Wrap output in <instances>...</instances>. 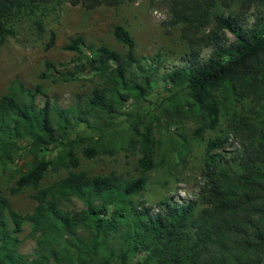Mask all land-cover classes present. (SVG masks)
Wrapping results in <instances>:
<instances>
[{"label": "trees", "instance_id": "16d2710c", "mask_svg": "<svg viewBox=\"0 0 264 264\" xmlns=\"http://www.w3.org/2000/svg\"><path fill=\"white\" fill-rule=\"evenodd\" d=\"M120 1L0 0V43L13 34L11 22L20 15L31 16L42 31L41 13L48 5L68 2L92 9ZM162 1L166 26L181 24L188 47L185 61L166 71L162 81L170 84L173 99L183 96L192 101L202 125L210 129L219 123L216 89L252 102L256 110L251 122L241 116L228 121L230 133L239 136L238 145L226 156L221 149L225 137L208 139L195 198L166 197L156 203L155 211L133 203V196L144 187L143 173L154 166L150 123L140 131L133 129L140 152L139 176L121 179L114 173L88 177L81 171L68 172L59 182L36 189L35 205L25 214L13 210L0 194V264H264V10L251 25L244 19L250 5L264 7V0H239L238 12L227 15H212L211 9L217 3L229 7L234 0ZM112 36L124 46L123 53L104 44H86L81 35L69 37L61 47L80 54L84 60L76 66L100 79L87 98V111H101L110 125L118 115L116 104L143 98L155 83L142 66L137 72L132 68L137 58L128 30L115 24ZM54 39L51 30L44 48L53 46ZM203 48H209L204 58ZM66 66L67 62L44 60L39 77L74 78ZM36 94L45 95L39 84L29 88L15 78L0 95V163L11 161L12 154L23 149L31 155L28 168L9 189L12 194L27 186L36 188L49 164H78L75 138H67L73 127L72 110L47 97L38 105ZM74 120L86 122L84 112H76ZM58 146L55 159L46 154ZM97 151L90 146L81 154L92 157ZM72 197L84 207L65 208ZM24 222L35 242L32 257L17 250L15 234Z\"/></svg>", "mask_w": 264, "mask_h": 264}, {"label": "rangeland", "instance_id": "374dc122", "mask_svg": "<svg viewBox=\"0 0 264 264\" xmlns=\"http://www.w3.org/2000/svg\"><path fill=\"white\" fill-rule=\"evenodd\" d=\"M238 4L239 0H234L229 7L217 3L212 7L211 14L238 12ZM260 10H264V7L257 4L246 9V25L253 24ZM41 15L42 31L36 29L31 16L20 15L11 22L13 34L0 43V95L16 78L29 88L36 84L41 86L45 95L36 94L34 101L38 105L47 97L60 108H70L69 121L73 127L67 138H75L74 152L78 164L76 167L49 164L36 188L27 186L12 194L9 189L14 187L15 179L31 162V155L25 149L12 154L11 161L0 163V194L7 199L9 206L21 214L30 212L35 205L33 195L36 189L59 182L68 172L81 171L88 177L114 173L121 179L139 176L141 173L136 159L140 152L133 129L140 131L148 123L154 141V166L143 173L146 181L144 187L133 196V203H140L155 211L156 203L166 197L174 200L195 198L201 180L199 172L206 141L215 136L225 137L221 149L228 156L239 141L238 135L230 133L228 121L231 116H241L251 122L256 110L254 104L248 100L238 101L221 87L216 89L214 96L219 102V123L210 129L202 125L203 120L192 101L183 96L173 99V90L169 83L162 81L163 75L185 61L183 56L188 47L181 36V24L166 26L168 15L162 0H122L114 6L102 4L92 9L63 2L48 5ZM115 24L125 27L134 40L137 64L132 68L137 72L138 65L142 66L150 72L155 83L143 98L135 97L116 104L118 115L110 125L108 117L101 111H87V98L91 89L100 85V79L76 66L84 60L80 54L61 47L69 37L81 35L86 44H104L123 53L124 46L112 36ZM51 30L55 33L54 44L44 48ZM226 36L232 39L230 34L226 33ZM208 51L209 48H203L201 57H206ZM44 60L67 62L65 69L73 71L74 78H40ZM79 111L84 112L86 122L76 124L74 116ZM24 144L21 142V147ZM90 146L97 148V153L84 157L81 149ZM60 150L61 146L52 147L46 154L50 153L49 157L55 159ZM64 206L79 210L84 204L72 197ZM28 231L27 222H24L22 229L15 234L19 239L17 250L32 257L35 242Z\"/></svg>", "mask_w": 264, "mask_h": 264}]
</instances>
